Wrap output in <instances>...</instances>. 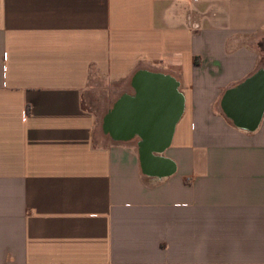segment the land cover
Wrapping results in <instances>:
<instances>
[{
  "label": "crops",
  "instance_id": "crops-1",
  "mask_svg": "<svg viewBox=\"0 0 264 264\" xmlns=\"http://www.w3.org/2000/svg\"><path fill=\"white\" fill-rule=\"evenodd\" d=\"M262 43L264 0H0V264H264Z\"/></svg>",
  "mask_w": 264,
  "mask_h": 264
},
{
  "label": "water",
  "instance_id": "water-1",
  "mask_svg": "<svg viewBox=\"0 0 264 264\" xmlns=\"http://www.w3.org/2000/svg\"><path fill=\"white\" fill-rule=\"evenodd\" d=\"M259 80L255 81L253 84H251L248 88L254 89L255 87H258ZM137 84L140 87V90H143V97L141 95L140 99L134 103H128L123 101L119 104L118 110L115 111L107 120L106 127L108 130H110L112 135H117L118 131L121 130V132L128 131V128L131 125H135L137 123L138 125V131L144 135L147 136L148 140L152 142V138L158 136V133L155 131H150L147 129V123L152 119L153 116L151 114H140V115H133V113L140 108V110H147L148 108H151L152 106L158 107L159 105H163V100L161 99V89L159 86H154L153 84H147L142 79L137 82ZM147 140V142H149ZM158 150L160 147H154V146H143L141 147V155H142V165L143 169L146 172H158L159 170H162L164 167L162 164L159 163V161L151 160L149 157V151L150 150Z\"/></svg>",
  "mask_w": 264,
  "mask_h": 264
},
{
  "label": "trees",
  "instance_id": "trees-1",
  "mask_svg": "<svg viewBox=\"0 0 264 264\" xmlns=\"http://www.w3.org/2000/svg\"><path fill=\"white\" fill-rule=\"evenodd\" d=\"M261 76H264V70H260L258 71L257 73H255L252 77H250L249 79H247L243 84H241L239 87H248L250 86L251 84H253L255 81H257ZM247 84V85H246ZM226 95L228 96V92L225 94V97L223 99V103H224V100L226 99ZM263 107H264V104H263ZM236 121V120H235ZM258 121V119H257ZM256 121V123H257ZM237 125H242L240 124L238 121L236 122ZM256 125V124H255Z\"/></svg>",
  "mask_w": 264,
  "mask_h": 264
},
{
  "label": "rangeland",
  "instance_id": "rangeland-1",
  "mask_svg": "<svg viewBox=\"0 0 264 264\" xmlns=\"http://www.w3.org/2000/svg\"><path fill=\"white\" fill-rule=\"evenodd\" d=\"M253 45H254V46H256V45H257V43H256V42H254V43H253ZM260 45H261V47H263V46H264V43H262V44H260Z\"/></svg>",
  "mask_w": 264,
  "mask_h": 264
}]
</instances>
